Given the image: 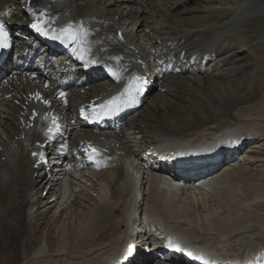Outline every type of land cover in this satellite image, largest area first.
<instances>
[{"label": "bare ground", "instance_id": "bare-ground-1", "mask_svg": "<svg viewBox=\"0 0 264 264\" xmlns=\"http://www.w3.org/2000/svg\"><path fill=\"white\" fill-rule=\"evenodd\" d=\"M143 2L32 0L35 6L54 10L52 15L33 11L34 16L43 15L52 24L88 18L92 27L99 28L100 35L106 38L121 31L128 47L138 51L145 70L154 72L147 75V80L153 83L138 111L132 113L133 117L120 131L95 134L81 124L79 116L85 112L84 104L120 91L122 83L128 81L125 73L143 72L126 46L106 42L101 45L104 50L101 52L92 34L80 37L105 63L120 66L122 71L115 83L108 82L106 77L98 81L85 77L86 84L71 88L64 93L63 100L58 97L59 91L50 87L54 81L46 80L40 70L21 72L16 64L1 79L0 264H106L120 254L128 240L136 241L133 234L142 236L140 247L144 252L145 247H155L156 231L161 228L165 230L160 233L171 232L178 246L205 245L218 251L219 260L223 261L228 260L225 256L239 257L228 252L247 254L264 250V236L257 234V225L249 224L245 209L240 208L244 201L240 207L232 205L237 196L226 188L241 184L250 167L264 164L259 153L264 147L262 122L243 117L245 109L248 113L260 100L256 92L246 91L245 77L252 75L257 90L264 88V66L257 64L255 70L243 72L242 53L228 44L231 38L234 42L241 40L244 46L254 42L258 55L264 54V1L241 4L221 21L218 13L186 19L182 16L197 10L182 12L180 17L168 9L155 16L142 7ZM22 9L20 0H0L2 21L20 26L15 31L21 37L16 40L21 47L16 51L18 62L28 59L23 49L27 41L22 40L27 32L21 24L27 16ZM186 65L191 67L188 72ZM177 68L180 71L175 74ZM190 92L204 99L207 108L196 110V100H190L192 109L188 104L177 103L181 97L192 95ZM44 101L50 107L42 106ZM226 102L230 103L229 108H225ZM33 111L53 112L65 124V135L70 141L68 156L76 154L80 145L98 144L110 158V169L95 171L84 160L69 159L62 163L57 156L54 166L33 170L35 163L29 160L28 148L33 150V143L43 141L37 130L38 122L31 120ZM224 132L240 139L239 149L244 146L242 149L248 150L242 156L246 163L215 177L205 176L204 182L191 188L173 189L166 174L148 169L144 160L142 152L158 144L170 149L186 141L195 150L189 152L193 155L206 148H217L222 140L215 137ZM83 164L85 169H81ZM233 179L239 181L234 183ZM217 211L223 214L228 211V215L219 216ZM131 223L136 225L135 230L130 229ZM157 253L160 252L154 248L148 255L143 253L146 258L141 264H172L151 262ZM254 258L257 264L264 261Z\"/></svg>", "mask_w": 264, "mask_h": 264}, {"label": "rangeland", "instance_id": "rangeland-1", "mask_svg": "<svg viewBox=\"0 0 264 264\" xmlns=\"http://www.w3.org/2000/svg\"><path fill=\"white\" fill-rule=\"evenodd\" d=\"M96 1H98V0H95V2ZM143 1H144L143 4H141L142 7L148 8L147 10L153 12L155 14V16H158L157 12L164 13V11L165 10L167 11L168 9L172 15L178 14L180 17H181L182 12H192L193 10H197V12H194V13L192 12V14H190V15L183 13L182 16L184 19H186L187 17H190V16L191 17H197L198 15L202 16L203 14H204L203 16H205L208 14L212 15V13L213 14L218 13L219 17L221 16V19H219V21H221L223 19L230 17V15L233 14L231 12L234 11L235 9H237V7H239L241 4H244L247 2L259 3V2H263L264 0H191L190 2H189V0H143ZM181 2H183V4ZM146 3H147V5H146ZM174 3H176V6L175 5L173 6ZM169 6L170 7L173 6L172 7L173 9L172 8L170 9ZM211 10H214V12H211ZM201 11H202V13L199 14V12H201ZM222 17H224V18L222 19ZM128 22L129 21H127V23ZM231 40H228V44L230 46L233 45L232 47L235 48L234 51L237 50V51H240L242 53L240 58L242 59V63H243V70H242L243 72H245V71L250 72L252 70H255V66L257 64H261L262 67L264 66V54L258 55L259 50L256 47L257 44L254 45V42H251V43L244 46L241 44L242 43L241 40H235V42L233 41L232 38H231ZM248 74L250 75L251 73H248ZM239 76H242V75H240V72H239ZM250 76L253 77L252 75H250ZM251 77H249V78L245 77L246 81H244L245 82L244 85H245L246 91L247 92H256V94L258 95V97L261 101L258 100L256 102V104L254 105V107L248 111V113H247V109H245L246 111L243 112V117H244V119H247V120L249 118V120H251V121H254L257 118L259 120V122H262L261 125H263V128H264V88L257 90L258 84H256V82H254L253 78H251ZM241 87H243L242 83H241L240 88ZM250 87H251V89H250ZM189 94H192L193 96L192 95L183 96L179 99V101H177V103L180 102L181 104L182 103L188 104L189 107L192 109L193 104L190 100H196L198 102V107L195 108L196 110L201 109V108H207L208 103L203 102L204 99L198 98V96H197V94H195V92H192V93L190 92ZM198 99H200V100H198ZM229 107H230V103L226 102L225 108H229ZM252 113H253V115H252ZM247 145L249 146V144H247ZM263 150H264V147L262 148V151L259 153H260V155H262L264 157V151ZM245 151L247 152L248 150H245ZM263 160H264V158H263ZM254 166L250 167L247 176H245L244 180H242V182H241L242 185L241 184H239L238 186L230 185V186H227L226 188H227V190L229 189V191H231V194H233L234 196L236 195L237 197L238 196L240 197V198L238 197L239 199L236 197L237 200L235 198V200L231 202L232 205H237L240 207V205L242 204L241 201H244L240 208H243V210L245 209L244 212L247 215L248 223L257 225V234L260 236L261 235L264 236V230H263V228H264V220H263L264 219L263 218L264 217V212H263L264 211V203H263L264 202L263 201L264 200V194H263L264 193V164H263V166H261V164L258 163ZM253 168H254V170H253ZM261 176H262V178H261ZM240 178H242V176ZM233 180H234L233 181L234 183L239 181L238 179H233ZM232 188H234V189H232ZM253 190H254V192H253ZM257 193L260 196L257 195ZM224 194L225 193H222L220 195H224ZM257 200H259L260 202ZM215 201H217V200H215ZM247 202H249L251 204H249V203L247 204ZM252 202L254 204H256L255 207L253 206L254 204ZM216 207H218V205H216ZM222 207H226L225 204H223ZM215 209L216 208H214V210ZM217 214L219 216H227L228 211H226L224 214L221 211H219V212L217 211ZM252 221H254V222H252ZM243 249L245 250L246 248H243Z\"/></svg>", "mask_w": 264, "mask_h": 264}, {"label": "snow or ice", "instance_id": "snow-or-ice-1", "mask_svg": "<svg viewBox=\"0 0 264 264\" xmlns=\"http://www.w3.org/2000/svg\"><path fill=\"white\" fill-rule=\"evenodd\" d=\"M50 22L45 20L43 15L39 16V17H34L33 18V22L31 23V27L38 33H41L45 36H48L51 34V38L53 40L56 39H60L61 42H63V40L65 38L68 39H72L75 40L76 39V35L75 33L72 31V25L69 24L66 28L60 29L59 30V34L55 33V30L52 28H48L47 25ZM9 47V39H8V34L5 31V27L3 24H0V51L5 50ZM81 59H83V57L81 56ZM113 75H115V73H113ZM142 80V77H135L134 81V87L138 90L140 87V82ZM132 87L133 85L130 84L129 88L126 89L125 93L122 95H127L129 97V100H132ZM60 96L63 97L64 93H60ZM37 99H40L39 94H37ZM121 100V96H116L113 97L112 99L108 100L106 103L100 105L99 107L102 110H106L107 112H111L113 110H118L119 107V102ZM45 104H47L46 101H44ZM92 111L95 112L96 111V107L93 106ZM33 116H35V113H33ZM52 123L53 126H55L57 129L59 127L58 124H56V119L55 117L52 118ZM49 132L52 131V128L50 127L48 129ZM98 150L96 148H93L91 145H89V149H88V158L90 161H92L93 163H97L96 160V156L98 155ZM33 157H35L37 155V153H33L32 154ZM205 264H208V262H205Z\"/></svg>", "mask_w": 264, "mask_h": 264}]
</instances>
